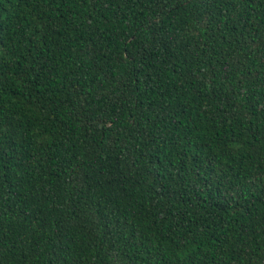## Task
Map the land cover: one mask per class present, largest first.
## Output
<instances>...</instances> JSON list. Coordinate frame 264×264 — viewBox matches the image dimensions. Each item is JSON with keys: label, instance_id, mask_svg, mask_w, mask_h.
Wrapping results in <instances>:
<instances>
[{"label": "trees", "instance_id": "trees-1", "mask_svg": "<svg viewBox=\"0 0 264 264\" xmlns=\"http://www.w3.org/2000/svg\"><path fill=\"white\" fill-rule=\"evenodd\" d=\"M0 264H264V0H0Z\"/></svg>", "mask_w": 264, "mask_h": 264}]
</instances>
